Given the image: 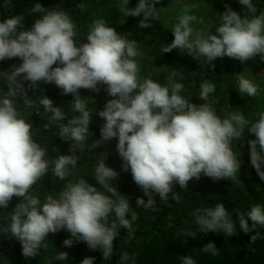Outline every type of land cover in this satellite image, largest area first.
Listing matches in <instances>:
<instances>
[{
    "label": "clouds",
    "instance_id": "9594fccd",
    "mask_svg": "<svg viewBox=\"0 0 264 264\" xmlns=\"http://www.w3.org/2000/svg\"><path fill=\"white\" fill-rule=\"evenodd\" d=\"M158 2L139 0L135 8H129V0H122L118 7L126 16H142L138 27L144 29L151 27L147 21L156 14ZM239 4L247 14L242 16L225 4L215 34L195 30L192 24L197 17L190 14L195 6H186L172 26L174 39L165 46L164 53L186 49L202 65L213 68V61L225 56L241 63L257 55L264 60V12L256 15L252 0H239ZM32 12L42 15L30 28L24 27L20 15L0 21V61H22L6 72L7 91L0 92V207L6 209L14 196L21 198L0 233L16 238L23 256L36 257L41 248L47 247L49 233L67 230L77 242H85L92 250L100 249L103 259H108L119 229L131 234L132 224L138 219L135 212L128 218L129 200L113 184L119 173L105 160L99 161L92 176L102 190L82 178L67 182L57 196L49 194L43 203L31 194L50 168L55 178L67 180L77 165L75 150H83L92 119L86 97L79 95L81 88L98 92V85H106L105 91L112 97L103 110L97 111L105 123L100 129L101 139L94 141L91 148L113 138L118 140L116 151L123 170H130L134 182L148 197L147 202L137 198L138 207L153 209V193L162 201H168L172 193L171 198L177 200L173 185L187 189L188 182L199 180L201 174L213 180H235L241 163L232 142L241 139L246 128L256 137L248 141L251 165L264 180V112L258 113L255 122L247 120L239 110L221 118L212 107L214 101L208 102L215 84H201L199 98L205 103L196 105L181 95L184 85L174 79L175 71L164 85L141 77L138 58L142 53L137 42L118 34L103 19L94 20L86 42L77 43L76 25L59 7L48 9L36 3ZM22 81L30 82L32 88H37L38 82L54 83L63 95H73L72 113L79 115L73 114L67 123L63 122L67 113L61 107L54 106L46 96L39 99L43 109L52 114L51 121L58 122V136L72 142L70 155L45 159L47 149L34 139L33 125L17 105L19 99L26 108L34 107ZM238 86L241 96L255 97L259 92V86L242 74ZM194 215L196 230L184 229L181 234L185 238H194L197 232L236 234L237 225L223 203ZM237 219L244 233L256 232L257 226L264 228V206L255 204L246 213L238 212ZM258 235H252L251 241ZM72 244V239L64 241L66 247ZM201 250L213 256L219 254L211 242ZM55 258L66 260L68 253L59 252ZM93 259L86 257L81 264H93ZM130 259L134 261L135 254L124 252L120 256L121 264ZM181 259L182 264H197L191 256Z\"/></svg>",
    "mask_w": 264,
    "mask_h": 264
},
{
    "label": "trees",
    "instance_id": "16d2710c",
    "mask_svg": "<svg viewBox=\"0 0 264 264\" xmlns=\"http://www.w3.org/2000/svg\"><path fill=\"white\" fill-rule=\"evenodd\" d=\"M252 2L257 8L256 15L264 12V0ZM36 3L48 9L59 7L66 12L76 25L77 43L86 42L89 25L94 20L103 19L108 26L115 28L118 34L137 42L142 53V57L138 58L141 77H149L164 85L169 75L175 71L177 75L174 79L184 85L181 95L193 104L205 103L199 98L200 86L204 81L215 84V91L210 94L208 102L214 101L212 107L221 118L239 110L247 120L255 122L258 113L264 112V71L263 74L250 78L259 86L257 96H241L238 78L232 75L233 68L242 66L238 60L217 58L213 61V68L208 64L202 65L200 61L188 55L186 49H173L164 53L165 46L174 39L172 26L186 6H195L190 14L197 17V22H194L192 27L198 31L212 32L219 24V14L225 11V4L242 16L247 14V9L242 8L239 0H159L155 4L156 14L147 21L151 27L144 29L138 27L142 16H126L119 10L118 6L122 0H7V4L6 0H0V21L20 15L24 18V27L30 28L34 20L42 15L32 12ZM138 3L139 0H129L128 6L135 8ZM20 63L22 61L19 58L0 61V92L7 91L6 72H11L13 66ZM249 63H252V67L256 66L253 62ZM243 68L246 71V67ZM22 83L27 95L34 101V107L26 108L19 99L17 105L24 117L32 123L34 139L47 149L48 155L45 159L70 155L72 142L58 136V122L51 121L52 114L43 109L39 99L40 96H46L53 101L54 106L61 107L67 113L63 121L67 123L73 114L79 115L72 113L73 95H63L62 90L54 83L38 82L37 88L30 87L28 81ZM98 88V92L83 88L78 90L82 98L86 97L92 119L83 150H75L78 161L76 167L71 169V175L67 180H58L50 168L49 173L33 186L31 194L36 195L43 203L47 195L57 196L67 182L82 178L102 190L92 176L99 161L105 160L110 168L119 173L113 184L120 194L129 200L128 218L130 219L132 212L138 216L132 224L131 234L127 229H119V234L113 241V254L108 259H103L100 249L92 250L85 242H77L67 230L49 233L46 238L47 247L41 248L34 258L23 256L21 243L16 238L0 233V264H81L86 257L94 258L93 264H121L120 256L124 252L130 256L135 254V260L130 259L127 264H182L183 256H191L197 264H264V228L257 226L256 232L259 235L255 241H251V236L256 232L244 233L237 219L238 212L246 213L255 204L264 206V180L259 178L250 161L248 141L255 139V135L246 128L242 138L232 142L233 151L241 163L235 180H213L201 174L199 180L193 178L188 182L187 189L181 188L179 184L173 185V192L178 195L177 200L171 198L172 193H169L168 201L160 200L159 195L153 193L156 201L153 209L138 207L137 198H143L147 202L148 197L134 182L130 170H123V161L116 151L118 140L113 138L91 148L94 141L101 139L100 129L105 123L97 116V111L103 110L107 100L112 99L105 91L106 85H98ZM46 124L49 125L47 129ZM20 202L21 198L14 196L6 209L0 207V229L6 226L11 212ZM217 203L224 204L231 219L236 223V234L227 236L222 232H197L194 238H185L181 234L186 228L196 230L194 213L199 214L202 209L214 208ZM249 225L251 226V221ZM66 239H72L73 244L66 247ZM210 242L219 250L218 255L213 256L201 250ZM59 252H67L68 259L57 260L55 257Z\"/></svg>",
    "mask_w": 264,
    "mask_h": 264
},
{
    "label": "rangeland",
    "instance_id": "374dc122",
    "mask_svg": "<svg viewBox=\"0 0 264 264\" xmlns=\"http://www.w3.org/2000/svg\"><path fill=\"white\" fill-rule=\"evenodd\" d=\"M209 27H210V25H209ZM212 32H213V34H215V30ZM225 58L230 60V58L227 56H225ZM231 59H233V58H231ZM246 62L247 63H242L241 68H237V69L233 68L232 75H234L236 78H239V75L242 74L246 78L250 79L254 76H258V75L263 74L264 63L262 64V62H264V60H261L260 56L257 55L253 59L246 61ZM249 62H253L254 64H256V66L252 67L251 66L252 63H249ZM259 62H260V64H259ZM242 67H246V71H244L245 69L244 68L242 69Z\"/></svg>",
    "mask_w": 264,
    "mask_h": 264
}]
</instances>
